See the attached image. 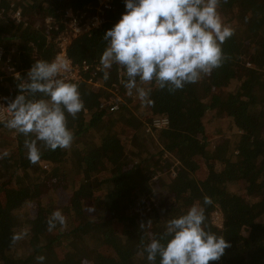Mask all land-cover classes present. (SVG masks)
<instances>
[{
	"label": "trees",
	"instance_id": "obj_1",
	"mask_svg": "<svg viewBox=\"0 0 264 264\" xmlns=\"http://www.w3.org/2000/svg\"><path fill=\"white\" fill-rule=\"evenodd\" d=\"M111 5L101 13L100 26L82 31L67 47L76 64L90 65L82 79L67 81L77 85L84 103L76 118L66 113L74 134L71 148L51 151L38 143L41 160L32 165L24 135L0 124V154H10L0 158V264H38L40 255L46 258L43 264H151L144 245L160 238L167 221L193 205L205 209L206 230L231 244L209 264H264V0H221L218 13L234 29L221 46L229 59L175 93L155 82L141 85L152 89L151 104L141 102L135 91L125 96L118 66L109 70V80L103 79L102 37L126 12L125 0ZM99 6V0H0L4 97L20 94L17 84L37 60L54 59L55 37L70 30L71 14L80 18L85 12L83 25ZM8 56L19 76L7 70ZM115 103L118 109L112 110ZM159 115L170 120L163 129L151 126ZM217 116L227 118V131H233L224 134L225 140H212L209 124ZM123 124L133 129L134 142L148 143L144 150L127 141ZM172 152L175 161L167 157ZM240 182L244 196L233 191ZM205 195L211 205H204ZM89 207L95 211H86ZM56 210L67 227L49 232L46 221ZM216 210L223 213L221 226L212 220ZM148 220L152 227L145 232L139 226ZM25 229L27 237L12 245L13 233Z\"/></svg>",
	"mask_w": 264,
	"mask_h": 264
},
{
	"label": "clouds",
	"instance_id": "obj_2",
	"mask_svg": "<svg viewBox=\"0 0 264 264\" xmlns=\"http://www.w3.org/2000/svg\"><path fill=\"white\" fill-rule=\"evenodd\" d=\"M220 3L221 0H125L126 12L102 37L106 42L99 61L103 79L109 80V70L118 66L127 95L131 97L135 91L141 102L151 104L152 89L141 85L155 82L159 89L175 93L187 84L199 82L202 75H211L229 59L221 46L234 35V29L224 24L218 13ZM69 70V61L61 56L51 62L37 60L27 78L17 84L20 94L14 99L5 98L8 118L0 119V124L24 135L27 159L32 165L41 160L38 143L55 151L70 149L74 141L66 113L76 118L84 103L77 85L61 78ZM9 155L5 151L0 158ZM203 203L211 205L212 198L205 195ZM86 211L93 213L95 208ZM206 219L205 209L193 205L186 214L168 220L160 238H152L144 245L147 260L151 264L157 257L159 264H209L220 260L231 244L206 230ZM46 223L49 232L57 225L67 227L60 210L51 213ZM139 227L147 232L152 221H141ZM27 235V229L14 232L12 245ZM45 259L43 255L36 257L38 264Z\"/></svg>",
	"mask_w": 264,
	"mask_h": 264
},
{
	"label": "built area",
	"instance_id": "obj_3",
	"mask_svg": "<svg viewBox=\"0 0 264 264\" xmlns=\"http://www.w3.org/2000/svg\"><path fill=\"white\" fill-rule=\"evenodd\" d=\"M111 1L112 0H99L100 6L98 8V12L94 15L91 16L90 22L88 19L85 20L86 24L80 25L81 24V18H88L85 17L86 13H82L81 17H77L75 14H71L68 23L70 30L68 31H61L56 37H55V42L57 43L58 46V52L57 56H61L66 58L69 61L70 65V70L65 73L61 78L65 79L66 81L70 80H79L83 78V72L88 71L90 69V65L87 61H84L82 64H76L67 54V47L69 43L72 41L73 38H75L77 35H79L82 31L83 32H89L91 31L94 27L100 26L101 23H103L104 18L101 15L103 13L104 9L111 8ZM18 20L21 19V12L17 11L16 14L14 15ZM48 26H50L51 22L53 24V20L50 18L47 19ZM51 27V26H50ZM52 28L55 30H58L59 27L56 25H52ZM14 51V50H12ZM4 56V49L0 47V61L3 60ZM7 61V70L15 76H19L20 72L15 70V67L12 62V57L8 56L6 58ZM96 72H92L91 76L87 81L88 83H93V76H95ZM6 77L4 74H0V82L3 81V79ZM7 101L5 100L4 95L0 92V119H7L8 114H7ZM112 110L118 109V104L115 103L112 107ZM170 123L169 118L166 115H159L155 116L152 119L151 126L155 129H163L167 127ZM212 220L214 221L216 225L221 226L223 224V216L220 211H215L212 214Z\"/></svg>",
	"mask_w": 264,
	"mask_h": 264
},
{
	"label": "rangeland",
	"instance_id": "obj_4",
	"mask_svg": "<svg viewBox=\"0 0 264 264\" xmlns=\"http://www.w3.org/2000/svg\"><path fill=\"white\" fill-rule=\"evenodd\" d=\"M71 14V13H70ZM223 20V19H222ZM227 25V24H226ZM18 47V46H17ZM13 50H15V47L13 48ZM56 55H57V53H56ZM54 58H56V56L54 57ZM72 81V80H71ZM73 81H75V80H73ZM94 83V82H93ZM90 84H92V83H90ZM125 96H128L127 95V93H125ZM119 98L121 99V98H125V97H122V96H119ZM136 102L138 101V99H136L135 100ZM136 102L135 103H132V104H130V106L132 107H135V104H136ZM139 117V119L140 120H144L143 118L144 117H140V116H138ZM123 133L128 137V139H127V141L128 142H130L133 146H136V148H141V149H143L144 150V148H145V144H148L147 142H143V143H137V142H134L133 140H132V134H133V129H131V128H128L127 126H125V124H123ZM209 128H210V132H211V135H212V140H214V141H216V140H225L227 137L226 136H224V134H227V136L229 135V134H231V133H233V131H227L228 130V128H229V122H228V120H227V118H223L222 116L220 117V116H217V117H214V120H211L210 121V124H209ZM223 130V131H222ZM237 132H238V130H237ZM240 132V131H239ZM238 134V133H237ZM219 144V143H218ZM217 144V145H218ZM150 148H148V150H149ZM151 151V150H150ZM167 157L168 158H172L173 159V161H175V158L177 157L176 156V153H174V152H172V153H168L167 154ZM176 164H177V162H176ZM51 166H52V164H48L47 165V169H51ZM204 170H205V167H203V171H202V175H203V173H204ZM163 176L164 177H168L167 176V174H163ZM170 176V175H169ZM169 178V177H168ZM167 178V179H168ZM244 187H245V185L242 183V182H240L239 183V186H237L236 188H234L233 189V191L234 192H236L237 194H241L242 196H244ZM247 199V198H246ZM216 211H220L221 212V210H216ZM215 212V211H214ZM213 212V213H214ZM221 214H222V216H223V213L221 212ZM214 222V221H213ZM215 224V223H214ZM116 229L120 232L121 231V226L119 225V224H117L116 225ZM82 253H84V254H86V252H87V248L86 247H81V250H80Z\"/></svg>",
	"mask_w": 264,
	"mask_h": 264
}]
</instances>
